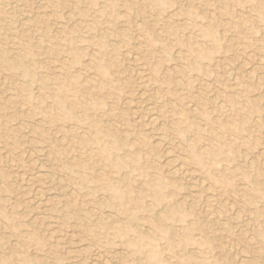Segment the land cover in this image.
<instances>
[{
    "label": "rangeland",
    "instance_id": "obj_1",
    "mask_svg": "<svg viewBox=\"0 0 264 264\" xmlns=\"http://www.w3.org/2000/svg\"><path fill=\"white\" fill-rule=\"evenodd\" d=\"M156 1L0 0V264H264V0Z\"/></svg>",
    "mask_w": 264,
    "mask_h": 264
},
{
    "label": "bare ground",
    "instance_id": "obj_2",
    "mask_svg": "<svg viewBox=\"0 0 264 264\" xmlns=\"http://www.w3.org/2000/svg\"><path fill=\"white\" fill-rule=\"evenodd\" d=\"M149 1H150V0H149ZM152 1H153V0H152ZM157 1H158V0H157ZM157 1H156V3H157ZM154 2H155V1H154ZM160 2H161V1H160ZM162 4H165V3H162ZM158 5H159V4H158ZM161 6H162V5H161ZM163 6H164V5H163ZM159 8H161V7H159ZM40 9H41V8H40ZM41 10H42V9H41ZM119 12H120V11H119ZM122 12H123V11H122ZM22 20H23V19H22ZM19 21H20V20H19ZM185 21H186V20H185ZM18 23H19V22H18ZM139 24H140V23H139ZM63 25H64V24H63ZM10 29H11V28H9V30H10ZM11 30H12V29H11ZM136 36H137V35H136ZM11 37H12V36H11ZM35 37H36V36H35ZM97 40H98V39H97ZM98 41H99V40H98ZM96 43H97V41H96ZM98 44H99V43H98ZM97 46H98V45H97ZM98 47H99V46H98ZM2 52L4 53V51H2ZM3 53H2V54H3ZM134 54H135V53H134ZM0 56H1V55H0ZM17 56H18V55H17ZM19 56H20V55H19ZM78 56H79V55H78ZM78 56H77V57H78ZM4 57H5V56H2V58H4ZM7 57H8V56H7ZM20 57H21V56H20ZM20 57H19V58H20ZM17 58H18V57H17ZM21 58H22V57H21ZM24 58H25V57H24ZM10 59H11V58H10ZM64 59H65V58H64ZM5 60L8 61V59H5ZM2 61H3V60H2ZM12 61H13V63L15 64V62H14L15 60H12ZM21 61H25V60L22 59ZM89 62H90V61H89ZM101 62H102V61H101ZM20 63H21V62H20ZM1 64H3V63H1ZM21 64H22V63H21ZM24 64H25V63H24ZM97 64H98V63H96V65H97ZM99 64H100V63H99ZM7 65H8V64H7ZM17 65L20 66L19 63H18ZM25 65H26V64H25ZM103 65H104V64H103ZM14 66H15V65H14ZM101 66H102V65H101ZM12 67H13V66H12ZM25 67H27V66H25ZM3 68H4V67H3ZM10 68H11V67H10ZM15 68H17V67H15ZM96 68H97V66H96ZM132 68H133V67H132ZM97 69H98V68H97ZM100 69H101V68H100ZM230 69H231V68H230ZM26 70H27V68H26ZM231 70H232V69H231ZM20 71H21V70H20ZM97 71H99V70H97ZM104 72H105V71H104ZM21 73L23 74V72H21ZM31 74H32V73H31ZM25 76H26V75H25ZM73 79H74V78H73ZM71 80H72V77H71ZM71 80H70V81H71ZM73 82H74V80H73ZM70 84H71V83H70ZM72 85H73V83H72ZM66 86H67V85H66ZM68 86H69V84H68ZM68 86H67V88H68ZM35 87H36V86H35ZM69 87H70V86H69ZM61 88H62V87H61ZM70 88H71V87H70ZM71 89H73V91H74V88H71ZM59 90H60V89H59ZM70 91H71V90H70ZM142 91H143V90H142ZM62 92H63V91H62ZM144 92H145V91H144ZM72 93H73V92H72ZM74 93H75V92H74ZM75 94H76V93H75ZM63 95H64V94H63ZM65 96H66V94H65ZM68 96H69V95H68ZM58 98H61V97H58ZM147 98H148V97H147ZM57 100H59V99H57ZM57 100H56V101H57ZM167 101H168V100H167ZM57 102H58V101H57ZM60 102H61V100H60ZM94 102H95V101H94ZM63 103H64V102H63ZM73 103H74V102H73ZM143 103H144V102H143ZM71 104H72V103H71ZM187 104H188V103H187ZM58 105H59V104H58ZM60 105H61V104H60ZM60 105H59V106H60ZM145 105H146V103H145ZM64 106H65V104H64ZM146 106H147V105H146ZM150 106H152V104H151ZM87 108H88V106H87ZM142 108H143V107H142ZM154 108H155V107H154ZM67 109H68V106H67ZM69 109H70V108H69ZM132 110H133V109H132ZM138 110H139V109H138ZM196 110H197V109H196ZM156 111H157V110H156ZM156 111H155V112H156ZM85 112H86V111H85ZM138 112H139V111H138ZM152 112H154V111H152V109H151L150 107H146V108H145V117H146V120H147L150 124H152V125L154 124V125H155L156 120H155V118H154L155 116L153 117ZM69 113H70V112H69ZM135 113H137V112H135ZM141 113H142V112H141ZM64 115H66V114H64ZM141 115H143V113H142ZM141 115H140V116H141ZM154 115H155V114H154ZM73 116H74V114H73ZM157 116H158V115H157ZM157 116H156V117H157ZM68 117H69V116H68ZM142 117H143V116H142ZM73 118H74V117H73ZM86 118H87V117H86ZM134 118H136V117H134ZM64 119H65V116H64ZM64 119H63V120H64ZM78 119H79V118H78ZM78 119H77V120H78ZM137 119H138V118H137ZM144 119H145V118H144ZM83 120H84V119H83ZM86 120H87V119H86ZM93 121H94V120H93ZM143 121H144V120H143ZM137 122H138V121H137ZM144 122L146 123V121H144ZM158 122H159V121H158ZM138 123H139V122H138ZM160 123H161V122H160ZM63 124H64V123H63ZM92 124H93V123H92ZM92 124H91V126H93ZM97 124H98V123H97ZM75 125H76V124H75ZM94 126L96 127V125H94ZM154 127H155V126H154ZM120 128H121V127H120ZM94 129H95V128H94ZM96 129H97V128H96ZM96 129H95V130H96ZM99 130H100V129H99ZM99 130H98V131H99ZM101 131H102V130H101ZM103 132H104V131H103ZM94 133H95V132H94ZM100 133H101V132H100ZM103 134H105V133H103ZM96 135H97V137H98L99 134H97V132H96ZM100 135H101V134H100ZM105 135H106V134H105ZM112 135H113V134H112ZM106 136H107V135H106ZM95 137H96V136H95ZM107 137H108V136H107ZM113 137H114V136H113ZM113 137H112L111 139H113ZM115 138H116V136H115ZM93 139H94V138H93ZM95 140H96V139H95ZM92 141H94V140H91V143H92ZM114 141H115V140H114ZM85 142H86V141H85ZM97 142H98V141H97ZM97 142H96V143L93 142V143H94V144H97ZM111 142H112V141H111ZM115 142H116V141H115ZM88 143H89V142H88ZM100 143H101V142H100ZM109 143H110V142H109ZM121 144H122V143H121ZM99 145H100V144H99ZM113 145H114V144H113ZM105 146H106V145H105ZM110 146H111V144H110ZM110 146H108V148H109ZM111 147H112V146H111ZM117 148H118V147H117ZM122 148L125 149V148H126V145H125V148H124V146H123ZM98 149H99V148H98ZM109 150H111V149L109 148ZM117 151H118V152H121L122 150H121V151L117 150ZM117 151H116V152H117ZM164 151H165V150H164ZM98 152H99V151H98ZM104 152H106V150H104ZM116 152H115V153H116ZM5 153H6V152H5ZM99 153H100V152H99ZM99 153H98V154H99ZM101 153H102V152H101ZM99 155H100V154H99ZM106 155H107V154H106ZM103 156H104V155H103ZM107 156H108V155H107ZM118 156H119V155H118ZM135 156H136V155H135ZM178 156H179V155H178ZM105 157H106V156H105ZM105 157H104V158H105ZM114 157H115V155H114ZM120 157H121V156H120ZM130 157H131V156H130ZM181 157H182V156H181ZM101 158H103V157H101ZM106 158H107V157H106ZM108 158H109V157H108ZM115 158L117 159V157H115ZM128 158H129V157H128ZM133 158H134V157H133ZM112 159H114V158L112 157ZM112 159H110V160L112 161ZM123 159H124V157H123ZM130 159H131V158H130ZM168 159H169V158H168ZM173 159H174V158H173ZM117 160H118V159H117ZM125 160H126V159H125ZM133 160H134V159H133ZM108 161H109V159H108ZM113 161H114V160H113ZM121 161H122V160H121ZM127 161H128V160H127ZM166 161H167V160H166ZM173 161H175V160H173ZM119 162H120V160H119ZM169 162H170V160H169ZM125 163H126V162H125ZM131 163H132V162H131ZM134 163H135V162H134ZM171 163H172V161H171ZM105 164H106V163H105ZM110 164H111V163H109V166H110ZM114 164H115V163H114ZM114 164H112V165H114ZM120 164H121V163H120ZM129 164H130V163H129ZM118 165H119V164H118ZM122 165H123V164H122ZM122 165H121L120 167H122ZM124 165H125V164H124ZM131 165H132V164H131ZM107 166H108V165H107ZM127 166H128V164H127ZM180 166H182V165L177 164V166L175 165V167H173V168H175L176 171H180ZM130 167H131V166H130ZM133 167L135 168V166H133ZM116 168H117V167H116ZM114 169H115V168H114ZM171 169H172V168H171ZM181 169H182V167H181ZM140 170H141V169H140ZM140 170H139V171H140ZM100 171H101V170H100ZM184 171H185V170H184ZM21 172H22V171H21ZM140 172H141V171H140ZM173 172H174V171H173ZM173 172H172V173H173ZM181 172H182V171H181ZM146 173H147V172H146ZM179 174H180V173H179ZM35 175H36V174H35ZM144 175H146V174H144ZM188 176H189V175H188ZM81 178H82V177H81ZM81 178H80V179H81ZM150 179H152V178H150ZM146 180H147V179H145V181H146ZM152 180H153V179H152ZM156 180H157V179H156ZM160 180H161V179H160ZM80 181H81V180H80ZM148 181H149V179H148ZM82 182H83V181H82ZM149 182H150V181H149ZM149 182H148V183H149ZM155 182H156V181H155ZM145 183H146V182H145ZM152 183H153V182H152ZM152 183H151V184H152ZM157 183H158V182H157ZM154 184H155V183H154ZM161 185H162V183H161ZM147 186H148V185H147ZM191 186H192V185H191ZM108 187H109V186L107 185V188H108ZM149 187H150V185H149ZM154 187H155V186H154ZM117 188H118V187H117ZM189 188H190V187H189ZM163 189H164V188H163ZM106 190H107V189H106ZM110 190H111V189H110ZM116 190H117V189H115V191H116ZM151 190H152V189H151ZM113 191H114V188H113ZM109 192H110V191H109ZM111 192H112V191H111ZM114 193H115V192H114ZM152 193H154V192H152ZM152 193H151V194H152ZM74 194H75V193H74ZM122 194H123V193H122ZM163 194H166V193L163 191ZM112 195H113V194H112ZM158 195H159V194H158ZM51 196H52V195H51ZM113 196H114V195H113ZM153 196H154V195H153ZM207 196H208V195H207ZM45 197H46V196H45ZM117 197H118V196H117ZM119 197H120V196H119ZM123 197H124V196H123ZM143 197H144V196H143ZM154 197H155V196H154ZM114 198H116V197H114ZM120 198H122V197H120ZM125 199H127V198L125 197ZM117 200H118V198H117ZM162 200L164 201V199H162ZM162 200H161V198H160L159 201L161 202ZM113 201H114V200H113ZM124 201H126V200H124ZM156 202H157V200H156ZM111 204H112V203H111ZM121 204H122V203H119V204H118L119 207L122 206ZM157 204H158V203H157ZM159 204H160V203H159ZM112 205H114V204H112ZM118 205H117V206H118ZM123 205H124V204H123ZM126 205H127V204H126ZM128 205H130V204L128 203ZM107 206H108V205H107ZM109 206H111V205H109ZM117 206H116V207H117ZM111 207L113 208V206H111ZM111 207H110V208H111ZM114 207H115V206H114ZM125 207H126V206H125ZM122 208H123V207H122ZM89 209H90V208H89ZM118 209H119V208H118ZM120 209H121V208H120ZM126 209H127V208H126ZM128 210L131 211V209H128ZM123 211H124V210H123ZM123 211H122V212H123ZM126 211H127V210H126ZM130 211H128V212L130 213ZM175 211H176V210H175ZM128 212L125 213V214H129ZM107 213H108V212H107ZM122 214H123V213H122ZM41 215H42V214H41ZM130 215H131V214H130ZM131 218H132V217H131ZM131 218H130V219H131ZM128 220H129V219H128ZM115 223H116V222H115ZM152 223H153V221H152ZM2 224H3V223H2ZM148 224H151V223H148ZM108 226H109V224H108ZM148 226H149V225H148ZM109 227L111 228V226H109ZM121 227H122V226H121ZM145 227H146V226H145ZM145 227H144V228H145ZM149 227H150V226H149ZM151 227H152V226H151ZM153 227H154V226H153ZM158 227H159V226H158ZM108 229H109V228H108ZM115 229H116V228H115ZM118 229H119V228H118ZM122 229H123V228H122ZM146 229H147V228H146ZM117 231H118V230H117ZM124 232H125V231H124ZM144 232H145V231H144ZM115 233H116V232H115ZM125 234L127 235V233H125ZM143 234H144V233H143ZM138 235H140V234L138 233ZM143 236H144V235H143ZM145 236H146V235H145ZM145 236H144V238H145ZM127 237H128V236H127ZM146 237H147V236H146ZM122 238H123V237H122ZM130 238H131V237H130ZM130 238H129L128 241H130ZM126 239H127V238H126ZM147 239H148V238H147ZM140 240H141V239H140ZM126 241H127V240H125V242H126ZM127 243H128V242H127ZM130 243H131V242H130ZM129 245H130V244H129ZM131 245H132V244H131ZM240 258H241V257H240ZM106 260H107V259H106Z\"/></svg>",
    "mask_w": 264,
    "mask_h": 264
}]
</instances>
